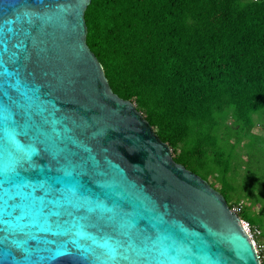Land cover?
<instances>
[{"label":"water","instance_id":"water-1","mask_svg":"<svg viewBox=\"0 0 264 264\" xmlns=\"http://www.w3.org/2000/svg\"><path fill=\"white\" fill-rule=\"evenodd\" d=\"M88 3L0 0V264H259L223 195L110 89Z\"/></svg>","mask_w":264,"mask_h":264},{"label":"trees","instance_id":"trees-1","mask_svg":"<svg viewBox=\"0 0 264 264\" xmlns=\"http://www.w3.org/2000/svg\"><path fill=\"white\" fill-rule=\"evenodd\" d=\"M83 16L110 89L174 161L206 168L229 206L231 194L247 199L242 219L262 223L264 136L251 132V114L264 111V0H89Z\"/></svg>","mask_w":264,"mask_h":264},{"label":"rangeland","instance_id":"rangeland-1","mask_svg":"<svg viewBox=\"0 0 264 264\" xmlns=\"http://www.w3.org/2000/svg\"><path fill=\"white\" fill-rule=\"evenodd\" d=\"M251 117L254 121V125L251 129V132L253 134H259L261 136H264V111L259 112V113H253L251 114ZM246 138H243L241 140V143L239 146L236 147V150L238 152V154L242 157L245 154L246 151ZM205 169H193L195 171V173H197L198 175H200L201 177L205 178ZM192 170V171H193ZM244 173V165L242 163V165L233 173L234 175V181H241L242 176ZM213 187L217 188L216 186H214V184H216V181L214 180V178H212L211 176L208 177V179H206ZM227 187H232L231 185L229 186H224V188L226 189ZM218 189V188H217ZM230 201L231 202H240L241 205L244 207L245 202H248L247 199L244 196L239 195V197H235L234 194H231L230 196ZM251 201V198H250ZM248 209L250 211H253V214L255 216H257L260 212L259 209H257V207H253L250 206L248 207ZM250 231L252 233V237L254 239V241L256 243H259L261 248V253L264 254V217L262 216V223H258L256 222V224H254V226L250 227ZM263 232V235H261V233Z\"/></svg>","mask_w":264,"mask_h":264},{"label":"built area","instance_id":"built-area-1","mask_svg":"<svg viewBox=\"0 0 264 264\" xmlns=\"http://www.w3.org/2000/svg\"><path fill=\"white\" fill-rule=\"evenodd\" d=\"M231 209H233L234 211L237 212V214L239 215V210L241 208V203L240 202H232V205L230 206ZM239 218H240V224H241V227L243 228V230L247 233L249 239L251 240L254 248H255V252L257 254V258L259 260V264H264V254L261 253V246L259 243H256L252 237V233L250 231V227H252L247 220L245 219H242L239 215Z\"/></svg>","mask_w":264,"mask_h":264},{"label":"snow or ice","instance_id":"snow-or-ice-1","mask_svg":"<svg viewBox=\"0 0 264 264\" xmlns=\"http://www.w3.org/2000/svg\"><path fill=\"white\" fill-rule=\"evenodd\" d=\"M12 144H13V147H15V142L12 141ZM3 223L7 224V221H4ZM72 243H75V241H72ZM66 253H63V252H60V251H57L56 255H64Z\"/></svg>","mask_w":264,"mask_h":264}]
</instances>
